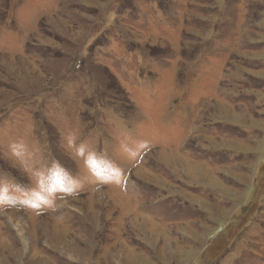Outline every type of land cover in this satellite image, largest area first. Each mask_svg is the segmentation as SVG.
I'll return each mask as SVG.
<instances>
[{
  "label": "rangeland",
  "instance_id": "obj_1",
  "mask_svg": "<svg viewBox=\"0 0 264 264\" xmlns=\"http://www.w3.org/2000/svg\"><path fill=\"white\" fill-rule=\"evenodd\" d=\"M0 264H264V0H0Z\"/></svg>",
  "mask_w": 264,
  "mask_h": 264
}]
</instances>
